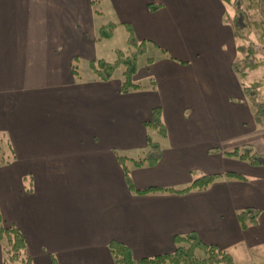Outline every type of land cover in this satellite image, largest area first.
Segmentation results:
<instances>
[{
  "label": "crops",
  "instance_id": "1",
  "mask_svg": "<svg viewBox=\"0 0 264 264\" xmlns=\"http://www.w3.org/2000/svg\"><path fill=\"white\" fill-rule=\"evenodd\" d=\"M223 4L0 0V138L8 149L0 215L24 236L32 264H113L111 242L135 260L153 258L173 253L174 238L191 233L235 262L264 263V166L224 155L244 147L264 154V129L251 120L213 128L215 114H244L230 103L242 97L232 71L240 56ZM107 24L115 25L113 36L101 39ZM121 29L126 41L130 29L145 52L153 47L162 56L149 58L143 73L138 67L134 81L143 88L127 94L114 77L101 82L91 69L86 78L77 70L79 63L107 61L99 45ZM153 109L161 112L165 137L148 126ZM148 138L161 155L153 166L128 163L131 191L118 157L140 159ZM212 174L221 178L202 191L138 193L181 190ZM248 208L260 216L242 230L236 216ZM3 251L0 244V264Z\"/></svg>",
  "mask_w": 264,
  "mask_h": 264
},
{
  "label": "trees",
  "instance_id": "2",
  "mask_svg": "<svg viewBox=\"0 0 264 264\" xmlns=\"http://www.w3.org/2000/svg\"><path fill=\"white\" fill-rule=\"evenodd\" d=\"M222 3L233 5L232 0H219ZM264 4V0H250V3ZM95 4L94 1H92ZM260 6V5H259ZM150 9L156 10L157 7L150 6ZM233 15L226 16V22L232 28V32L236 42L238 43V51L242 55V58L236 59L232 64V71L240 79L246 78V76L253 71H256L264 67V42L261 45H257L252 42L250 33V27L263 28L264 19H260L258 22L251 19L250 13L245 12L241 7L236 10H232ZM241 11L242 18L244 19L243 26L237 23V12ZM244 12V13H243ZM246 20V22H245ZM250 21V24H248ZM249 27V28H248ZM246 29V33L244 31ZM115 30L114 24H107L100 28L99 37L101 39H110L113 36ZM129 37L127 43L133 50L130 52H124L116 50L115 60L113 62H107L104 60H97L90 62V69L93 74L101 81L107 82L111 80L119 69H122V80L120 81V93L127 94L133 91L141 90L142 85L134 81V77L138 71V58L145 53V42L137 43L132 36L131 30L128 29ZM264 37L261 34L260 39ZM247 46V47H246ZM263 86L262 81L254 82L246 90L254 92L252 97V111H253V123L259 129H264V102H258L257 96L259 89ZM247 95H249L247 93ZM150 128L158 130L162 137H165L164 125L161 119V112L159 109L152 110V120L148 124ZM148 151L146 156L142 159L132 160L123 157H118V162L121 164L125 182L129 190L134 191L133 185L130 180V171L126 163H130L132 167L139 168L144 164L148 166L155 165L161 155L160 146L157 143L152 142L148 138ZM219 151V150H217ZM225 156L236 158L240 161H246L253 166H264V154H259L250 147H244L240 149H234L230 152H225ZM4 163L2 157V150L0 149V165ZM227 177L239 176L228 173ZM221 175H203L195 178L189 186L181 190H169V189H155L149 188L146 190L138 191L139 194H147L156 191H167L178 194H184L191 191L205 190L215 181L219 180ZM260 211L257 209L248 208L237 213V221L242 230H246L249 227L256 226ZM0 244L3 245V262L6 264H32L31 259L26 252V241L22 233L15 227H5L3 220L0 216ZM175 250L171 254H164L153 258L135 260L131 251L124 245L116 242H111L108 246L110 255L113 260V264H236L233 257L225 252L221 251L215 246H208L203 244L198 237L191 233L184 236H177L174 238Z\"/></svg>",
  "mask_w": 264,
  "mask_h": 264
},
{
  "label": "rangeland",
  "instance_id": "3",
  "mask_svg": "<svg viewBox=\"0 0 264 264\" xmlns=\"http://www.w3.org/2000/svg\"><path fill=\"white\" fill-rule=\"evenodd\" d=\"M232 1H233L232 6H227L228 4L225 5V3L223 4L224 10L228 12V15H233L232 10L233 9L236 10V7L237 8L241 7L243 10H245V12L250 13V16H251L250 20L253 19L256 22H258L260 19H262V18L264 19V4L261 5L259 2L256 4L255 3L253 4V3H250V0H232ZM236 18H237V23L240 26H243L244 19L242 18L241 11L239 13L237 12ZM245 22H246V20H245ZM248 24H250V21H248ZM122 31L123 30L121 29L113 40H111L109 42L102 41V43L99 45V46H103V49L100 47L98 49V53L103 55V57H109L107 59V61L108 60L113 61L115 59V56H113V54L111 53L112 49H119V50H123V51L129 50L128 43L126 41L124 32H122ZM250 31H251L250 32L251 34L253 32V34L251 35L252 36L251 37L252 42L256 43L257 45H261V43L264 42V37L262 39H260L261 34H264V25H263V28H260V29L250 27ZM245 33H246V29L244 31V34ZM224 45H227V44H222V45L220 44V46H224ZM227 49L228 48H220L223 55L229 54L228 51H226ZM242 55L240 53L237 54V56H240V58H242ZM166 57L169 59L170 58L169 54ZM149 58L156 59L157 61L162 60V56L160 55V53L156 49H154L153 47H148L146 52L143 55L139 56V58H138V67H139L140 73L145 72V69H146L145 65H146ZM77 70H78L80 77L86 78L87 76H90V74H91L90 68L88 67V64L79 63ZM113 77L115 80L121 81L122 80V69H119L118 71H116V73L114 74ZM237 78H238L237 83H238L239 87H238V89L235 90V95L240 94L242 97H239L240 99H237V97H235V100L230 101V103L232 105L239 106V108H243L244 114L243 115L238 114V112L235 109H234V112L230 111L232 109H228V111L224 110L225 112L228 113L227 116H218L217 114H215L214 118H213V120H214L213 121V128H221V127L222 128H228V127L238 128V127L243 126V124H242L243 122L245 123V126H243V127H247V124H249L248 122L250 120L253 122V111H252V105L251 104H252V97H253L254 92H252L250 90H246V89H248V87L250 86L251 83L257 82L259 80L262 81L263 87L260 89V91H258V96L256 98H257L258 102H264V68L261 70L259 69L257 71L249 73V75L244 79H240L239 77H237ZM247 93L249 95H247ZM216 103H218V102H216ZM149 132H150V135L152 136L153 131H149ZM6 145L7 144L4 142V140L2 138H0V149L2 150L3 159H4V155L7 153V151H5V150H8L6 148ZM146 153H147V151H146ZM146 153L140 154L138 157H140V159H142L146 156ZM7 155H8V153H7ZM135 155H137V154H134V156ZM226 158L228 159V157H226ZM126 165L128 167H130V165L128 163H126ZM7 228H9V227H7ZM253 261L254 260H249L248 258H245V259H240V260L236 261L235 263L236 264H249V263H252ZM260 263H263V262H260Z\"/></svg>",
  "mask_w": 264,
  "mask_h": 264
},
{
  "label": "built area",
  "instance_id": "4",
  "mask_svg": "<svg viewBox=\"0 0 264 264\" xmlns=\"http://www.w3.org/2000/svg\"><path fill=\"white\" fill-rule=\"evenodd\" d=\"M256 264H264V263H256Z\"/></svg>",
  "mask_w": 264,
  "mask_h": 264
}]
</instances>
